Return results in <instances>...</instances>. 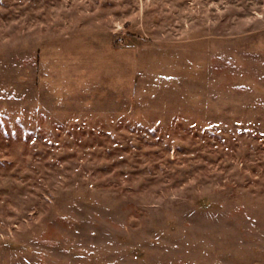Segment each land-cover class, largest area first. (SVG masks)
Segmentation results:
<instances>
[{"label":"rangeland","instance_id":"rangeland-1","mask_svg":"<svg viewBox=\"0 0 264 264\" xmlns=\"http://www.w3.org/2000/svg\"><path fill=\"white\" fill-rule=\"evenodd\" d=\"M0 264H264V0H0Z\"/></svg>","mask_w":264,"mask_h":264},{"label":"built area","instance_id":"built-area-1","mask_svg":"<svg viewBox=\"0 0 264 264\" xmlns=\"http://www.w3.org/2000/svg\"><path fill=\"white\" fill-rule=\"evenodd\" d=\"M121 40H123V38H120Z\"/></svg>","mask_w":264,"mask_h":264}]
</instances>
